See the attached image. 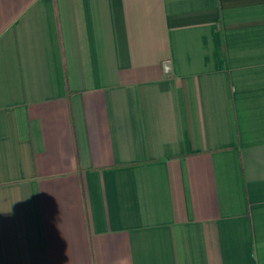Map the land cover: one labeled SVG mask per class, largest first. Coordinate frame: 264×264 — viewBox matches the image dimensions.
<instances>
[{"label":"crops","instance_id":"crops-1","mask_svg":"<svg viewBox=\"0 0 264 264\" xmlns=\"http://www.w3.org/2000/svg\"><path fill=\"white\" fill-rule=\"evenodd\" d=\"M0 264H264V0H0Z\"/></svg>","mask_w":264,"mask_h":264},{"label":"water","instance_id":"water-1","mask_svg":"<svg viewBox=\"0 0 264 264\" xmlns=\"http://www.w3.org/2000/svg\"><path fill=\"white\" fill-rule=\"evenodd\" d=\"M165 72L168 74L171 72L169 64H165Z\"/></svg>","mask_w":264,"mask_h":264}]
</instances>
